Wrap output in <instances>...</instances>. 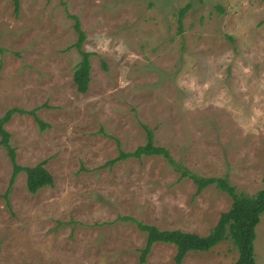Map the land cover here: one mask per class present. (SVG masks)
<instances>
[{
  "label": "rangeland",
  "instance_id": "rangeland-1",
  "mask_svg": "<svg viewBox=\"0 0 264 264\" xmlns=\"http://www.w3.org/2000/svg\"><path fill=\"white\" fill-rule=\"evenodd\" d=\"M70 15L92 54L85 94ZM13 108L49 125L15 113L5 127L17 164L46 160L54 185L30 194L21 172L6 199L13 165L0 145V264H139L147 233L125 218L206 236L227 193L195 195L162 156L105 164L145 145L148 129L190 172L264 189V0H0V117ZM176 253L155 243L144 264ZM238 256L226 240L182 264ZM254 257L264 264V214Z\"/></svg>",
  "mask_w": 264,
  "mask_h": 264
},
{
  "label": "trees",
  "instance_id": "trees-1",
  "mask_svg": "<svg viewBox=\"0 0 264 264\" xmlns=\"http://www.w3.org/2000/svg\"><path fill=\"white\" fill-rule=\"evenodd\" d=\"M16 8L19 7V0H14ZM189 5L180 12V21ZM75 21V30L78 34V42L75 47L82 55V60L74 73V81L78 92L87 93L91 77L89 58L92 54L82 51L86 35L81 28L80 20L77 16L70 15ZM106 68V67H105ZM37 110L24 111L13 108L8 110L3 117H0V145L5 147L13 165V173L10 179L9 188L5 198L8 199L10 189L16 177L21 173L27 174V189L30 194H36L45 187H53L54 179L51 173L45 168L47 161L44 160L34 167H24L16 162V149L10 144L11 135L5 125L10 121L15 113L28 114L34 117L42 130L49 125L41 121L36 114ZM147 129V127H145ZM147 143L139 146L134 152L126 153L120 150V155L110 160L107 166H113L117 162L129 158H141L143 156H162L180 173L181 178H189L196 185V194H201L206 188L215 185L219 190L231 196L233 202L230 209L221 214L216 226L206 236H199L194 233L183 232L181 230H160L155 226L143 224L133 218H125L126 221L134 222L137 227L147 233L145 247L141 250L139 264H144L151 253L155 243L173 244L177 248L175 256L176 264H182L188 252H208L216 247L220 242L230 240L238 251V259L234 264H256L254 257V241L256 239V227L260 223L261 216L264 214V189L255 194L238 193L236 188L231 185L227 176L225 177H200L187 168L178 164L169 151L164 147L155 144V137L152 131L147 129ZM7 205H10L7 202Z\"/></svg>",
  "mask_w": 264,
  "mask_h": 264
}]
</instances>
